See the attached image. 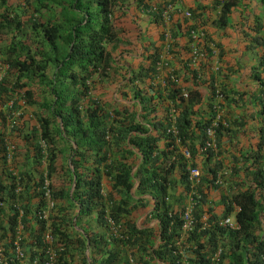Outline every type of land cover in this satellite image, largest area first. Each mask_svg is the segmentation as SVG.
Listing matches in <instances>:
<instances>
[{"label": "trees", "instance_id": "16d2710c", "mask_svg": "<svg viewBox=\"0 0 264 264\" xmlns=\"http://www.w3.org/2000/svg\"><path fill=\"white\" fill-rule=\"evenodd\" d=\"M240 1L215 2L219 26L229 24ZM168 2L133 1L160 27ZM131 3L0 0V55L7 64L0 81V245L8 264L45 259L50 245L55 264H264V26L255 24L248 38L257 58L250 67L239 61L224 66L226 50H220L217 70L211 52L196 70L190 46L176 50L173 43V68L162 85L155 82L160 43L141 39L143 50H136L129 45L140 43V32L132 41L121 37L117 18L134 15L126 6ZM176 25L189 35L187 24ZM201 69L210 99L218 82L223 111L235 96L247 111L241 120L231 113L222 117L227 124L216 129V150L203 149L215 110L209 102L211 118L202 113L205 96L196 80ZM96 73L101 92L114 87L110 101L90 95ZM237 78L249 81L241 87ZM16 95L34 108L37 126L15 130L28 143L13 174L6 150L14 142L16 160L21 148L6 116L20 111L18 98L8 105ZM172 104L177 134L169 131ZM253 109L260 121L253 120ZM249 124L258 140L238 155L226 149V160L223 144ZM226 166L231 174L224 188L217 179ZM189 167L201 169L195 184ZM192 189L194 224L184 232L182 213ZM235 206L239 228L221 225Z\"/></svg>", "mask_w": 264, "mask_h": 264}, {"label": "clouds", "instance_id": "9594fccd", "mask_svg": "<svg viewBox=\"0 0 264 264\" xmlns=\"http://www.w3.org/2000/svg\"><path fill=\"white\" fill-rule=\"evenodd\" d=\"M129 1H131L132 3L131 4H126V6L129 8V9H131L132 10V12H133V14L134 15H131V14H129V16H127L126 18H123L122 19V21L123 20H130L131 19V21H129V25H131V26H135V28L137 29V31H138V33L140 32V34H141V36L142 37H144V32H143V27H142V25L140 24V21H139V19H140V17H139V13L141 14L142 12H144V13H147V14H149L150 15V12H145L144 10H140V9H138L136 6H135V3H133V1L135 2V0H129ZM156 3H158L160 0H154ZM220 6V5H219ZM154 7V9L156 8L155 6H153ZM166 10H169V19L168 20H166L165 18H164V12L166 11ZM191 12V17L190 18H187V17H185V12ZM160 16H161V20H162V26L160 27V35H162V37L160 38V46H161V58H160V60H159V62L157 63V68H158V71H159V78H158V81L157 80H155V82H158V83H160V84H164V81H163V76L165 75V73H171V71H172V66H173V64H174V56H173V53H171V50H173V46H172V44L174 43H177V38L176 37H174V34H175V30H177V29H175V26H177L176 24H187L188 25V27H189V35H184L185 37H187L188 38V42H189V44H190V48H191V52H192V60H191V63H192V67L193 68H195L196 70H199V68L201 67V61H205V60H207V57H208V54H209V52H211L212 54H213V56H212V59H214V61H213V69L214 70H217L218 68H219V66H220V64H221V60H220V47H218V44L217 43H215L214 41H212L211 40V38H210V36H209V34H208V32L206 31V29H203V28H201V27H198L197 26V23L195 22V17H194V13H193V11L192 10H190V9H188V8H186L185 6H183L182 4H180L178 1H175V0H169V2L164 6V9L162 10V12H161V14H160ZM176 16H180L181 18H182V21L181 22H177V20H175V17ZM153 17V19L155 20V17L154 16H152ZM117 20H118V23H119V26L121 27V24H120V22H122V21H119V18H117ZM156 22V21H155ZM116 27H118V24H116ZM123 30L124 31H122L121 33V37L122 38H129V37H125V36H123V33L125 32V28H123ZM179 30V29H178ZM177 30V32H179L180 33V31H178ZM192 30H195V31H197V32H199L200 34H199V36H198V38H193V36H192ZM170 32V35H171V38L169 39V40H167L166 39V32ZM183 31V30H182ZM183 33H184V31H183ZM178 37V36H177ZM130 39V38H129ZM131 41H132V39H130ZM129 48H134V49H136V50H140V48H138V43H135V44H132L131 43V45H129ZM195 50H198L199 52H200V57H196V55H195ZM251 52V51H250ZM252 53V52H251ZM253 54V53H252ZM0 61H2V56L0 55ZM3 62V61H2ZM4 63V62H3ZM224 66H226V64H225V62H224V64H223ZM6 70H7V64H5L4 63V65L3 64H0V75L3 77V75L5 74V72H6ZM202 70V69H201ZM205 73L203 72V70L202 71H198V75H197V81H199L200 82V90H201V92H202V95H204L205 96V105H204V107H203V111H202V113H203V115H205V117H207V118H211L210 117V115H209V113H208V103L209 102H213V104H214V110H215V117L211 120V123H210V125H209V127H207L206 129H205V131H206V136H207V129L208 128H210L211 126H212V124H213V121L216 119V117H217V115H218V113L220 114V120L218 121V125L215 127V144H216V146H217V136H216V129H217V127L221 124V123H223V124H227V122L225 121V120H223L222 119V117L223 116H227L228 115V113H232L234 110H236L235 109V107H238V96H235L236 98L233 100L234 101V103L230 106V107H228L227 109H224V111H223V109H222V107H223V105L225 106V99H224V95H223V93H222V90H221V88H220V86H219V84H218V82H216L215 83V88H216V96H215V98L214 99H210V97H209V91H208V89H207V87L205 86ZM1 80H2V78H1ZM0 80V81H1ZM100 80H101V78L98 76V74L96 73L94 76H93V79H91V81H90V85H91V90H90V95L92 96V97H94V98H98V96L97 95H99V96H101L102 98H104L105 100H108V101H110V96H111V93L112 92H110V93H103V92H101V91H103L102 90V87H101V85H100ZM245 81V80H244ZM237 82H238V80H237ZM230 83V82H229ZM242 83H243V81H242ZM243 85L245 86L246 84H244L243 83ZM230 86H232V87H234V85L232 84V83H230ZM243 86V87H244ZM242 87V86H241ZM109 88H112L113 90H114V87H112V85H111V87H109ZM110 89H106V91H109ZM112 90V91H113ZM205 90H206V93H205ZM113 96V95H112ZM182 96H183V98L185 99V100H188L189 98H190V95H189V91H188V89H186L185 87H183V91H182ZM17 98H18V103H19V105H20V111H16V112H14L12 115H8V116H6V126H7V129L9 130V131H15L16 129H17V127H20V124L22 123V120H24L25 119V116L27 115L26 114V110L28 109V108H31V107H28L27 105H26V103H25V99H24V96H19V95H16V97H14V99L13 100H10L9 101V103H8V105H12L13 104V102H14V100L16 101L17 100ZM172 106H173V104H172ZM169 107H170V105H169ZM34 109V108H33ZM252 112H255V113H257L258 114V112L255 110V109H253V111ZM20 113H23V117H20ZM175 114H176V110H175V108H174V106L172 107V110H171V112H170V115L168 114V119H169V121H170V123H171V125H170V127H169V131H171L172 133H175V134H177L178 133V129H177V125H176V116H175ZM259 115V114H258ZM32 116L34 117V115H33V111H32ZM262 116L261 115H259V119L258 120H256V121H260V118H261ZM235 119V118H234ZM13 120H15L16 121V123L15 124H13L12 123V121ZM34 120H35V118H34ZM254 120V119H253ZM36 121V120H35ZM34 125H36L37 126V122H35V124ZM39 127V126H38ZM173 127H175V129H176V132H173ZM249 129L251 130V128H250V124H249V128H247L246 130H242V132H246V131H248V132H250L249 131ZM17 134V132L15 131V135ZM240 134H241V132L239 133V137L236 139L235 137H233L232 138V140H236L238 143L237 144H235V145H239V138H240ZM258 135L256 136V139H254V141L255 140H258ZM23 138V137H22ZM207 138H208V136H207ZM207 138H206V140H207ZM24 139V138H23ZM251 139H253V137L252 138H250L249 139V142L250 143H247V147H245L244 149H240V150H245V149H247L251 144H252V142L254 143V141H252ZM25 140V139H24ZM206 140H205V143H206ZM232 140H228V141H225V143L224 144H227V145H230V143H232ZM251 140V141H250ZM25 143H26V148H27V141L25 140ZM204 143V144H205ZM10 146H14V153H13V158H12V160L11 161H8V156H7V154H8V152L10 151L9 150V147ZM215 146V148L213 147V148H211V149H217V147ZM184 149H187L186 147H182V152H183V150ZM203 149H205V146L203 145ZM228 149V148H227ZM238 149V148H237ZM188 150V149H187ZM189 151V150H188ZM231 152H234L233 150H230ZM239 152L240 151H238V153H233L234 155H238L239 154ZM189 153H190V151H189ZM183 154H184V152H183ZM15 155H16V145H15V143L14 142H12V141H10L9 142V144H8V147H7V150H6V162H7V164L9 165V166H11V164H12V162L14 161L15 162ZM184 156H185V154H184ZM186 157V156H185ZM223 157H224V155H223ZM186 158H188V159H190L191 158V153H190V157H186ZM225 158V157H224ZM228 158V157H227ZM226 160H228L229 161V159H226ZM231 161V160H230ZM231 164V163H230ZM229 164V165H230ZM191 166V165H190ZM18 168H20V167H18ZM18 168L17 169H13L12 167L10 168V171L11 172H13V174H16L17 172H18ZM189 168H195V167H189ZM196 168H198L199 170H200V175H201V169L199 168V167H196ZM226 170H229V176H230V174H231V168L230 167H228V166H226ZM190 175V174H189ZM18 177V176H17ZM226 187V186H225ZM224 187V188H225ZM218 199H219V195H218ZM189 201V200H188ZM188 201H187V203H186V205H185V207L183 208V210L186 208V206H187V204H188ZM53 205V202H51V200L50 199H48V206H49V208H50V206H52ZM235 207H234V211L230 214L231 216L233 215L234 216V218H235V220H236V217H235ZM47 214H48V209H46V210H43V214L41 215V217H43V218H46L47 217ZM183 214V213H182ZM230 215H228V216H230ZM228 216H226V217H228ZM194 217V216H193ZM184 222V221H183ZM236 222H237V220H236ZM238 223V222H237ZM233 229V228H232ZM237 229V228H236ZM113 230L115 231V229H114V227H113ZM184 231V230H183ZM184 232H186V231H184ZM47 255V254H46ZM5 256V255H4ZM6 257V256H5ZM37 258H39V257H37ZM46 259V258H45ZM45 259H42V260H45ZM41 260V259H40ZM8 261V260H7ZM35 261V260H34ZM34 263V262H33ZM23 264H27V263H23Z\"/></svg>", "mask_w": 264, "mask_h": 264}, {"label": "crops", "instance_id": "0c3cea01", "mask_svg": "<svg viewBox=\"0 0 264 264\" xmlns=\"http://www.w3.org/2000/svg\"><path fill=\"white\" fill-rule=\"evenodd\" d=\"M180 4L190 9L194 13L195 22L198 27L206 29L212 41L217 43L220 46L221 50H226L224 61L225 64L228 65L229 62L231 64H235L237 66V62L244 64L247 67H250L252 64L257 62L256 56H254L249 50H253L249 48L248 38L251 34L252 28L255 24L264 26V0H241L239 4L234 7L232 14L230 15V22L226 26H219V11L220 6L216 5L215 2L217 0H175ZM139 21L143 27L144 37H139L138 48L143 50L141 39L143 42L147 43L148 41H158L160 42V26L153 17L147 13L142 12L139 13ZM175 20L177 22H181L182 18L180 16H176ZM257 20V22H256ZM259 20V21H258ZM179 31V30H178ZM264 32V29H263ZM138 34L135 26H131L128 24V27L125 28V32L123 36L129 37L132 39ZM177 47L176 50H187L188 46H190L188 42V38L184 36L183 31L181 30L177 37ZM238 83L243 87V83L240 78L238 79ZM244 82V81H243ZM230 116L233 118H243L242 116L247 112L243 106L235 107ZM254 115V120L259 119V115L255 112L252 113ZM250 136H253L252 141L256 139L257 132L254 130H250ZM250 140V141H251ZM233 143L237 144L236 140H232ZM247 143H250L249 140L246 144H239L234 148L233 145L223 144L224 150L228 148V150H233V153H238L240 149H244L247 147ZM238 148V149H237ZM224 157H228L231 160V156L226 152L223 153ZM232 164V163H231Z\"/></svg>", "mask_w": 264, "mask_h": 264}, {"label": "built area", "instance_id": "2783aa9c", "mask_svg": "<svg viewBox=\"0 0 264 264\" xmlns=\"http://www.w3.org/2000/svg\"><path fill=\"white\" fill-rule=\"evenodd\" d=\"M185 17L190 18L191 17V12H185ZM164 18L166 20L169 19V10H166L164 12ZM199 32L192 30V36L193 38H198L199 36ZM171 38L170 32H166V39L169 40ZM195 55L196 57H200V52L198 50H195ZM2 76L0 75V80H1ZM220 120V114L218 113L216 119L213 121V124L210 128L207 129V140L206 143L204 144L206 149H211V148H215L216 144H215V127L218 125V121ZM13 124L16 123L15 120L12 121ZM173 132H176L175 127L172 128ZM9 152L7 154L8 156V161H11L13 158V153H14V146H10L9 147ZM184 154L186 157H190V153L187 149L183 150ZM189 178L192 181L193 184L197 183L199 181V176H200V170L198 168H189ZM228 177H229V170H224L223 172H221V174L219 175L218 179H217V183L222 186L225 187L228 184ZM196 195V192L192 189L189 193V201L188 204L186 206V208L183 211L182 214V219H183V230L184 231H188L189 229L192 228L193 224H194V217H193V209H194V205L196 200L194 199V196ZM239 208L237 206H235V212L238 211ZM221 225H225V226H229L230 228L236 229L239 228V224L236 222L234 216L230 215L228 217H225L221 220ZM45 241L47 243H50L52 241L51 239V234L47 231L45 233ZM51 246V245H50ZM48 247L46 250V254H47V258L45 260H40V258H36L33 264H55L56 263V258H55V254L54 251L51 247ZM16 253H17V258H24V253L23 251L20 250V248H16ZM4 249L3 247L0 245V264H8V261L6 259V257L4 256Z\"/></svg>", "mask_w": 264, "mask_h": 264}, {"label": "rangeland", "instance_id": "374dc122", "mask_svg": "<svg viewBox=\"0 0 264 264\" xmlns=\"http://www.w3.org/2000/svg\"><path fill=\"white\" fill-rule=\"evenodd\" d=\"M129 21H131V19L130 20H123L122 22H120V24H121V27H123V28H127L128 27V24H129ZM114 76H116V75H114ZM249 80H245L243 83L244 84H246L247 85V82H248ZM245 85V86H246ZM108 89H110L109 91H106V89L104 90V91H106L105 93H110V92H112L111 93V96L113 95V89L112 88H108ZM103 90V89H102ZM113 90V91H112ZM205 93H206V90H205ZM34 109L33 108H28L27 110H26V116H25V119L24 120H22V123L20 124V128H26V126H33L34 124H35V120H34V117L32 116V111H33ZM249 128V127H248ZM250 134H251V132H248V131H246V132H241V134H240V138H239V144H242V145H244V144H246V142L250 139V138H252L253 136H251V137H249L250 136ZM14 140L16 141V142H18L19 144H20V148H21V150H20V154H19V156H18V158L15 160V162L13 161L12 162V164H11V166H10V168L12 167L14 170L15 169H17L18 167H20L21 166V164L24 162V156H25V153H26V143H25V140L22 138V137H19V135L18 134H16V135H14ZM231 145H233V147H231V148H234V147H236L237 145H235V143H230ZM225 159H228L227 157H225ZM216 198H218V195H216Z\"/></svg>", "mask_w": 264, "mask_h": 264}]
</instances>
